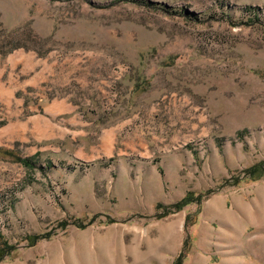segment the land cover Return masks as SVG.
I'll return each instance as SVG.
<instances>
[{
    "label": "rangeland",
    "instance_id": "rangeland-1",
    "mask_svg": "<svg viewBox=\"0 0 264 264\" xmlns=\"http://www.w3.org/2000/svg\"><path fill=\"white\" fill-rule=\"evenodd\" d=\"M260 163L264 0H0V264H264Z\"/></svg>",
    "mask_w": 264,
    "mask_h": 264
},
{
    "label": "trees",
    "instance_id": "trees-1",
    "mask_svg": "<svg viewBox=\"0 0 264 264\" xmlns=\"http://www.w3.org/2000/svg\"><path fill=\"white\" fill-rule=\"evenodd\" d=\"M1 43H3V42H1ZM18 47H20V44L18 43V44H15L14 46H13V48L15 49V48H18ZM10 52V51H9ZM9 52H3L2 53V55H6L7 53H9ZM40 55H42L41 53H40ZM22 162L24 163V164H28L29 163V159H22ZM29 165V164H28ZM247 173H250V174H253V176H255V175H257V176H261L262 174H264V163H260V164H258L257 166H255L254 168H252V169H250L249 171H247ZM189 199V198H188ZM186 200L187 199H185L184 201H183V203L182 204H179L180 206H177V208H180V207H182L185 203H187L186 202ZM169 213V212H168ZM1 237V236H0ZM3 249V248H2ZM2 249L0 250L1 252H2ZM185 251H182L181 253H180V255L176 258V260H175V263L174 264H183V260H184V258L186 257V255H187V245H186V247H185V249H184Z\"/></svg>",
    "mask_w": 264,
    "mask_h": 264
}]
</instances>
